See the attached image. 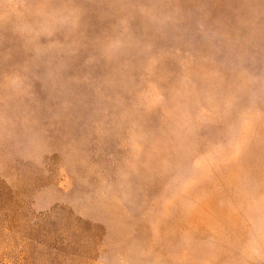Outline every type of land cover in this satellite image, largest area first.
Instances as JSON below:
<instances>
[{"label":"rangeland","instance_id":"rangeland-1","mask_svg":"<svg viewBox=\"0 0 264 264\" xmlns=\"http://www.w3.org/2000/svg\"><path fill=\"white\" fill-rule=\"evenodd\" d=\"M0 264H264V0H0Z\"/></svg>","mask_w":264,"mask_h":264}]
</instances>
